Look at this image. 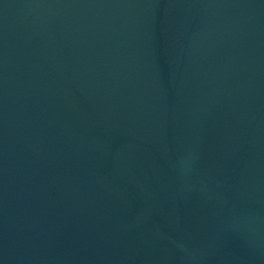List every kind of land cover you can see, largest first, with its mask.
Wrapping results in <instances>:
<instances>
[{
    "label": "water",
    "instance_id": "1",
    "mask_svg": "<svg viewBox=\"0 0 264 264\" xmlns=\"http://www.w3.org/2000/svg\"><path fill=\"white\" fill-rule=\"evenodd\" d=\"M0 264H264V0H0Z\"/></svg>",
    "mask_w": 264,
    "mask_h": 264
}]
</instances>
